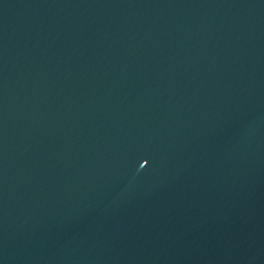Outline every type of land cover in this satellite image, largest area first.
Instances as JSON below:
<instances>
[{"label": "water", "instance_id": "water-1", "mask_svg": "<svg viewBox=\"0 0 264 264\" xmlns=\"http://www.w3.org/2000/svg\"><path fill=\"white\" fill-rule=\"evenodd\" d=\"M0 264H264V0H0Z\"/></svg>", "mask_w": 264, "mask_h": 264}]
</instances>
